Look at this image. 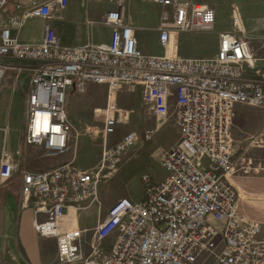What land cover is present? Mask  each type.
<instances>
[{
	"label": "built area",
	"instance_id": "1",
	"mask_svg": "<svg viewBox=\"0 0 264 264\" xmlns=\"http://www.w3.org/2000/svg\"><path fill=\"white\" fill-rule=\"evenodd\" d=\"M167 8L157 29L162 54L146 53L137 30L119 2L104 23L111 28L106 44L64 45L51 25L68 0L17 3L7 14L9 0H0V83L9 72H23L16 61L29 62L32 88L25 112L24 141L47 156L68 151L72 129L67 112L69 92H86L90 82L107 87L104 106L94 118L101 121V160L78 167L75 160L46 171L18 167L9 147L0 159V183L22 179L24 205H33L34 228L57 243L59 264H264L263 222L243 212L232 179L264 172V162L247 154L264 149V126L243 138L235 137L236 107H264V72L249 41L238 10L232 26L219 34L212 58H186L170 53L173 36L212 30L216 12L196 0H150ZM171 17V20L170 18ZM29 20L44 21L37 41H22L19 32ZM176 37V38H177ZM141 92L142 101L158 125L146 129L152 141L161 121L170 117L175 97L179 140L162 149L159 162L166 177L154 182L144 174L143 198L118 199L94 227L91 251H84L88 229L68 227L69 213L90 203L101 205L100 187L117 173L138 139L127 132L110 147L108 139L125 124L129 111L122 92ZM79 130L77 129V136ZM44 214L45 218H38ZM107 243V244H106Z\"/></svg>",
	"mask_w": 264,
	"mask_h": 264
},
{
	"label": "crops",
	"instance_id": "2",
	"mask_svg": "<svg viewBox=\"0 0 264 264\" xmlns=\"http://www.w3.org/2000/svg\"><path fill=\"white\" fill-rule=\"evenodd\" d=\"M30 1L31 0H9L7 12L1 13L2 18H6L7 14L17 13V3H28ZM99 1L100 0H95V2ZM196 1L209 4L213 7L217 18L223 14L227 15L229 12L231 14L230 8L235 6L237 10H239L238 12L242 18L245 29L248 31L253 30L256 26L254 24L256 20L264 16V4L259 0ZM86 2L87 0H68L66 7L56 8L58 16L53 18L50 22L56 29L57 34L64 45H98L106 44L109 41L111 28L104 23V20L107 12L116 8L119 0H110V3H108L110 4V7L100 8L98 10H93L88 6H85ZM126 18L134 27H136L139 44L143 49L141 44L142 39L140 40V33L146 30L145 22L147 15L142 11L139 5H135L130 14L126 11ZM35 21L33 22V20H29L23 25L19 32L15 30L14 34L18 35L19 39L22 41L34 42L39 40L44 31V21ZM229 25H231V23ZM229 25L224 31H229ZM251 48L254 50L255 46L253 45ZM16 64L21 65L18 63ZM259 66L264 72V64L259 63ZM22 67L24 68L23 72L18 73L11 71L0 83V88H4V91L0 89V93L3 95L0 98L2 112L7 113L8 110H12L10 106V97H13L15 102L18 103L20 117L23 116V112L27 106L28 95L32 88V74L29 68V63ZM9 76H13L14 80L10 81L8 79ZM94 94L97 95L96 102H93L92 99ZM75 96L76 98L79 97L80 101L91 99L93 103L90 102V112H93L96 108L105 105L107 99V87L90 82L84 93H78L75 89L70 90L68 99L72 97L70 100L73 102H71L67 108L69 118L72 124L76 127H80V123L91 121L93 116L91 113L77 114L74 111L75 107L73 105L75 98L73 100V97ZM138 96H140L142 101L141 92H134L131 88L126 89L122 92V106L125 107L127 111L131 112L136 106V98ZM242 112H240L239 115L244 114L247 116L244 111ZM261 114H263V112L254 113L256 117L257 115L260 117ZM237 116L238 113L236 112V117ZM132 121L134 120H131V122ZM135 122L145 126V121L142 117ZM128 123L129 120L119 127L115 134L110 135L108 139V145L110 147H113L127 132L137 130L132 126H128ZM137 132L139 133L138 139L126 155L124 166L120 172L121 177L119 178V182H121L122 185L124 182L126 183L124 184L125 186H123V195L133 199L143 198L142 183L135 178V175L138 172L135 169L136 166L145 165L146 161H149L150 159L159 160L158 154H160V151L164 148L167 149L170 147V145L164 146L162 144L160 134H157L152 141H147L144 136L145 131L143 128L137 130ZM243 134L244 132L240 131V129L238 130V133L235 131L236 139L242 138ZM85 136H74V139L72 140L74 142L72 144L70 143L68 151L58 156H47L45 155L44 150L38 147H35L38 149H35L34 151H40L41 153L43 150L42 154H20L19 151H17L18 154L12 153L18 167L21 166L34 171H46L71 160H75V162L81 160L84 162L85 165L83 166L85 168L93 167L100 162L102 153L98 148L94 147V139L96 138H93L92 140L90 139V136L89 138H86ZM118 177H116V179H118ZM111 180H108V182L105 183L106 186L110 187ZM13 181L14 179L8 184H0V264H59L57 260L56 240L53 238H41L37 234L34 228L36 215L33 205L31 202L24 205L21 189L22 179L19 176L18 181L15 182L16 184L9 188L8 186ZM155 181L158 182L159 180ZM118 188L120 189L119 185ZM102 199L103 196H101V200ZM98 206L97 203H90L77 210H72L69 213V217L72 218V221L68 222V227L88 229L85 234L86 242H88L89 237L93 235L94 227L97 222L105 217H100L98 215ZM38 218L44 219L45 215L39 214ZM74 264H83V262H77Z\"/></svg>",
	"mask_w": 264,
	"mask_h": 264
},
{
	"label": "rangeland",
	"instance_id": "3",
	"mask_svg": "<svg viewBox=\"0 0 264 264\" xmlns=\"http://www.w3.org/2000/svg\"><path fill=\"white\" fill-rule=\"evenodd\" d=\"M259 1L264 4V0H259ZM119 2H122L125 5L128 14L132 12L133 6L139 5L142 11L147 15V19L145 22L146 30L140 33V40L142 39L141 40L142 47L146 53L161 55L163 51H162V47L159 45L158 42L159 30L157 29V27L158 25L161 24L164 16L166 15L167 8H162L156 5L155 3L151 2L150 0H119ZM108 3H110V0H100L99 2H95V0H87L85 6H88L93 10H98L100 8L110 7V4ZM234 9L237 10V8L233 6L232 8H230L231 14L229 12L227 15L223 14L219 18H217L214 28L212 30L182 32L179 33L178 37L177 35L173 36L172 47L173 46L175 47L170 53L174 51L179 56L186 58H192V57L212 58L217 52L218 43H219V34L222 31H224L226 28H228V25L230 23L231 25H229V30H230V26L231 28H233L232 11ZM169 18L171 20V17ZM34 21L35 20H33V22ZM254 24L256 25L254 29L248 31L245 29L244 23L242 21V25L244 27V37L249 41L250 45L255 46V49L253 50L255 56L260 59L259 63L264 64V16L258 18ZM15 63L21 64L23 66L28 64L29 62L16 61ZM8 79L10 81H13L14 77L9 76ZM0 89L4 91L3 87H1ZM2 96L3 95L0 93V98ZM71 98L72 97L68 99L67 108L69 104L73 102L70 100ZM74 98H75L73 105L75 107L74 111L77 114L91 113L93 118L91 121H85L84 123H80L79 124L80 127H77L76 129H72V133H71L72 140L74 139V136H77V129L79 130L80 136L86 135L85 136L86 138H89L91 134L90 132H93L92 134L93 136L94 135L100 136L99 130L102 126L101 121L96 120L94 118V111L90 112L91 111L90 105L91 103L97 101V95L94 94V96H92L93 102L91 99H87L86 101H82V100L80 101L79 97L76 98L75 96L73 97V100ZM136 99H137L136 106L133 108V110L129 113L128 117L126 118V121L129 120L128 126H132L137 130L143 128L144 131H146V129L148 128L157 126L159 122L151 114L150 110L148 109V106L143 101H141L140 96H138ZM170 105H171L170 117L165 121L160 122L161 125L156 133V135L160 134L161 136L160 140L164 146L174 145L179 140V134L177 129L178 127L175 122L176 120L175 97L170 98ZM10 106L12 110H8L7 113L5 112L6 113L5 114L4 112H2V106L0 105V159L5 147H9L14 154H18L17 151H19L20 154H42L43 150L41 151V153L40 151L36 152L34 150L38 148L30 147L25 144L23 137L25 134L26 108L25 111L23 112V116L20 117L18 111V103L15 102V99L13 97H10ZM242 111H244V113L247 116H245L244 114L239 115V113ZM236 112L238 113V116L235 119V131L237 133L239 129L240 131H243L244 132V134L242 135L243 137L258 132L264 126V115H263L264 107L261 106L250 107L239 104L236 107ZM255 112H263V114H261L260 117H258V115L256 117L254 115ZM140 117L144 119L145 126H142L141 124L135 122ZM131 120H134L132 121L133 123L131 122ZM93 136L92 137L90 136L91 137L90 139L93 140V138H96L94 139L95 142L94 146L102 142L100 137H93ZM73 142L74 141H71L70 143L72 144ZM99 151L101 150L99 149ZM247 156L249 157L251 156L253 159H257L260 160L261 162H264V149H258V150L255 149L251 152V154H247ZM15 163L17 162L15 161ZM75 163L78 167H84L83 165H85L84 162H82L81 160H78V162ZM123 166H124V162L123 165L120 167L119 171L110 176L111 177L110 180L112 179L110 182V187L106 186L105 183L102 184L100 187L99 198L100 201L103 200L101 202V205L98 204L99 205L98 215L100 217L105 216L106 211L118 199L122 197H127L124 196L122 193L124 190L123 186H125L124 184L126 183L124 182V184L122 185V183L119 182V178L121 177L120 172ZM135 169L138 171L137 174L135 175V178L137 181H141L142 191L145 186V183L142 179V176L144 174H149L154 182L155 180H159V181L163 180L167 175L165 169L162 168L158 159H150L149 161H146L145 165H141V166L138 165L136 166ZM116 177H118V179H116ZM18 178L19 175L16 174L14 181L8 187L10 188V186L15 185L16 184L15 182L18 181ZM232 181L239 189L238 191H240L239 192V194L241 195L240 207L242 211L246 212L247 214H249L254 218H258L263 222V235H264V172L248 174L247 176L239 175L238 173L235 176V178L232 179ZM118 185L120 186V189L118 188ZM245 193L247 196L245 195ZM101 196H103L102 200H101ZM93 240H94V233L91 237H89L88 242L85 243L84 245V247L86 248V250L84 248L86 254L91 251L90 243ZM57 260H58V256H57Z\"/></svg>",
	"mask_w": 264,
	"mask_h": 264
},
{
	"label": "bare ground",
	"instance_id": "4",
	"mask_svg": "<svg viewBox=\"0 0 264 264\" xmlns=\"http://www.w3.org/2000/svg\"><path fill=\"white\" fill-rule=\"evenodd\" d=\"M232 183H233V181H232ZM234 184V183H233ZM235 185V184H234ZM236 186V185H235ZM237 188V187H236ZM238 189V188H237ZM239 190V189H238ZM240 192V191H239ZM240 197H241V195H240ZM73 210H77V209H73Z\"/></svg>",
	"mask_w": 264,
	"mask_h": 264
},
{
	"label": "trees",
	"instance_id": "5",
	"mask_svg": "<svg viewBox=\"0 0 264 264\" xmlns=\"http://www.w3.org/2000/svg\"><path fill=\"white\" fill-rule=\"evenodd\" d=\"M113 186V185H112Z\"/></svg>",
	"mask_w": 264,
	"mask_h": 264
}]
</instances>
